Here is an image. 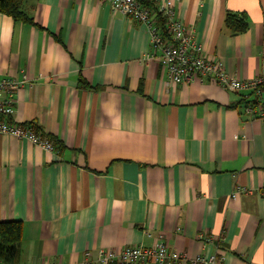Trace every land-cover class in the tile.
Returning <instances> with one entry per match:
<instances>
[{"label": "crops", "instance_id": "crops-1", "mask_svg": "<svg viewBox=\"0 0 264 264\" xmlns=\"http://www.w3.org/2000/svg\"><path fill=\"white\" fill-rule=\"evenodd\" d=\"M173 8L230 75L264 76V0ZM23 10L32 21L0 14V78L25 80L9 119L33 122L55 148L0 135V221L22 224L14 264L158 241L264 264V122L246 111L251 91L167 84L146 27L106 2L23 0ZM228 12L248 28L230 34Z\"/></svg>", "mask_w": 264, "mask_h": 264}, {"label": "built area", "instance_id": "built-area-1", "mask_svg": "<svg viewBox=\"0 0 264 264\" xmlns=\"http://www.w3.org/2000/svg\"><path fill=\"white\" fill-rule=\"evenodd\" d=\"M108 3L112 12L130 16L142 23L149 37L152 49L150 56L156 57L167 75V84H185L195 77L199 81L212 78L218 86L226 91L250 90L251 104L246 111L260 122H264V76L253 79H238L230 75L218 59L208 58L193 36V29L182 23L174 11V0H154L157 11L164 18L165 32L157 25L151 11L140 5L137 0H99ZM25 82L14 76L0 78V135H9L26 139L32 144L53 152L50 139L36 132L30 124L10 121L14 114L15 93ZM264 188V186H263ZM244 191L236 187L232 196ZM162 235H159L161 238ZM220 264L222 257L196 255L189 257L185 253L168 248L162 241L151 247L141 244L125 246L121 249H99L95 258L90 251H85L83 260L69 264ZM48 264V263H41ZM61 264V263H51Z\"/></svg>", "mask_w": 264, "mask_h": 264}, {"label": "trees", "instance_id": "trees-1", "mask_svg": "<svg viewBox=\"0 0 264 264\" xmlns=\"http://www.w3.org/2000/svg\"><path fill=\"white\" fill-rule=\"evenodd\" d=\"M137 1L141 6L151 11L157 25L162 32H165L164 18L157 11V4L155 1ZM0 14L8 15L16 21H32V18L23 10V0H0ZM223 26L230 34H238L244 32L248 28V22L243 14L228 12L223 20ZM28 124H30L36 132L44 135L33 122ZM44 136L50 139L54 146V141L49 136ZM21 233L22 224L20 221H0V262L2 264H14L16 262L19 255Z\"/></svg>", "mask_w": 264, "mask_h": 264}]
</instances>
